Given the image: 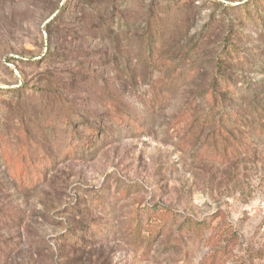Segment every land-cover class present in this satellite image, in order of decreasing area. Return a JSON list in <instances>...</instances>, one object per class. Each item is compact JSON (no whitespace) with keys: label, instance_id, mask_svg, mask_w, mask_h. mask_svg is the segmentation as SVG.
<instances>
[{"label":"rangeland","instance_id":"374dc122","mask_svg":"<svg viewBox=\"0 0 264 264\" xmlns=\"http://www.w3.org/2000/svg\"><path fill=\"white\" fill-rule=\"evenodd\" d=\"M0 264H264V0H0Z\"/></svg>","mask_w":264,"mask_h":264},{"label":"trees","instance_id":"16d2710c","mask_svg":"<svg viewBox=\"0 0 264 264\" xmlns=\"http://www.w3.org/2000/svg\"><path fill=\"white\" fill-rule=\"evenodd\" d=\"M212 96V95H211ZM214 103V102H213ZM222 106H223V109H222V111L224 112V110H225V112H224V114H223V117L220 119V120H218V123L216 124V133L214 134V136L216 137L217 136V138L216 139H222L224 142H225V152L226 153H228V154H233L234 152H236V151H238L237 149H239L237 146H235V144H234V142L233 143H231L230 144V139L231 140H235V138H231L232 136H229L227 133L228 132H226V134L225 135H228V136H225L224 137V135H223V130L224 129H222V119H224L225 120V118H227V117H229V116H231L232 114H233V112H227L226 113V108H225V104H224V101H222ZM214 109H217V105H214V107H213ZM237 117L239 116V114L238 113H236L235 114ZM228 137H229V139H228ZM230 144V145H229ZM229 145V146H228ZM27 155V153H25L23 156H26ZM20 171L22 172V168L20 169Z\"/></svg>","mask_w":264,"mask_h":264}]
</instances>
